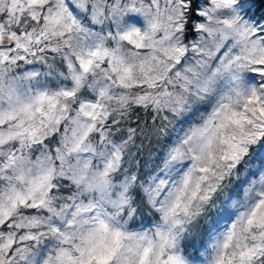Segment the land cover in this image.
<instances>
[{
    "label": "snow or ice",
    "instance_id": "1",
    "mask_svg": "<svg viewBox=\"0 0 264 264\" xmlns=\"http://www.w3.org/2000/svg\"><path fill=\"white\" fill-rule=\"evenodd\" d=\"M0 264H264V0H0Z\"/></svg>",
    "mask_w": 264,
    "mask_h": 264
}]
</instances>
